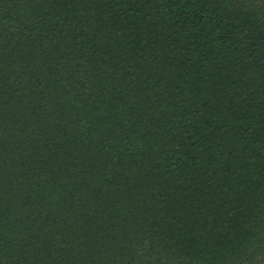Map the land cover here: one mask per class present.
Segmentation results:
<instances>
[{
    "label": "trees",
    "instance_id": "1",
    "mask_svg": "<svg viewBox=\"0 0 264 264\" xmlns=\"http://www.w3.org/2000/svg\"><path fill=\"white\" fill-rule=\"evenodd\" d=\"M264 0H0V264H262Z\"/></svg>",
    "mask_w": 264,
    "mask_h": 264
},
{
    "label": "snow or ice",
    "instance_id": "2",
    "mask_svg": "<svg viewBox=\"0 0 264 264\" xmlns=\"http://www.w3.org/2000/svg\"><path fill=\"white\" fill-rule=\"evenodd\" d=\"M262 264H264V261H262Z\"/></svg>",
    "mask_w": 264,
    "mask_h": 264
}]
</instances>
